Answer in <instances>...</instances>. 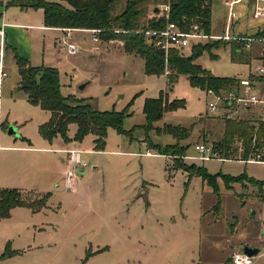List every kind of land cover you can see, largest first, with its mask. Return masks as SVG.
Masks as SVG:
<instances>
[{
    "label": "rangeland",
    "instance_id": "obj_1",
    "mask_svg": "<svg viewBox=\"0 0 264 264\" xmlns=\"http://www.w3.org/2000/svg\"><path fill=\"white\" fill-rule=\"evenodd\" d=\"M4 1L0 0V8ZM44 1L66 5L60 0ZM163 3L149 0L147 11ZM249 3L233 4L231 34H252L264 25V2L258 19L252 16ZM230 10L229 0L211 1L214 36L226 29ZM42 17L41 9L20 12L14 6L6 14L13 24L5 29L9 48L4 57L1 121L15 133L0 130V188L29 184L39 168H48L59 155L45 150L38 127L48 120L49 111L28 101L15 52L32 65L56 67L64 97L84 99L100 111H121L132 100L131 113L122 122L123 129L131 132L108 128L103 150H93L92 134L73 143L71 147L83 151L81 157L87 163L79 193L53 184L49 208L32 214L15 207L9 217L0 218V264H223L225 258L227 264L242 242L259 247L255 262L264 264V236L259 231L264 222V185L249 181L264 182V164L242 162L250 152L245 156L243 150L237 151L241 140L233 142L227 157L217 151L216 157L202 160L194 148L198 141L212 145L223 136L226 119L208 111L207 88L191 85L185 74L173 82L165 74H145L141 57L125 53L117 42L94 41L87 32H74L80 51L67 54L56 41L57 31L36 27L43 24ZM194 41L198 45L208 40ZM190 47L182 49L184 55L192 52ZM194 62L213 76L226 78L255 74L264 63L253 47L241 46L233 54L231 42L203 49ZM160 91L185 101L184 107L165 113L154 127L172 124L189 129L188 137L179 142L187 146L186 157L158 154L145 144L142 106L145 98L157 97ZM68 129L72 135L76 125ZM155 129L148 132L153 143L175 142L170 134H158ZM57 136L53 147L64 145ZM147 149L155 154H145ZM182 162L219 174L216 189L192 174L196 169L179 168ZM224 175L244 177L228 182ZM233 244L239 246L231 249Z\"/></svg>",
    "mask_w": 264,
    "mask_h": 264
},
{
    "label": "trees",
    "instance_id": "obj_2",
    "mask_svg": "<svg viewBox=\"0 0 264 264\" xmlns=\"http://www.w3.org/2000/svg\"><path fill=\"white\" fill-rule=\"evenodd\" d=\"M66 3L49 2L44 0H10L6 5H15L23 8L38 9L43 11V25L57 28H79L94 30L99 40H120L122 49L127 54L139 56L143 59L145 74L160 75L164 73L165 60L170 74L166 79L169 82L176 80L180 74L187 75L191 85L215 90L226 89L237 78L215 77L194 60L203 49L218 47L229 41L222 38L208 40L204 44L193 45L189 55H183L177 50H170L164 54L156 45L152 33L162 31L168 21L175 23L182 31H189L194 25L208 33L210 31L211 1L212 0H169V11L166 15L155 7L148 12L146 4L149 0H60ZM255 36L264 37V30L257 31ZM232 41V40H231ZM240 43V45H238ZM242 46L241 41L233 39L231 48L233 54ZM264 58V56H261ZM18 73L23 89L27 91V99L33 105L49 111V118L38 127L40 136L51 141L59 135L65 142L70 141L67 132L70 124L76 125L73 140L81 141L88 134L94 135V150H103L107 129L113 128L116 132L130 134L122 127L123 119L129 115L132 103L129 102L121 111L94 109L84 99L74 96L64 97L60 93L58 71L50 66H33L28 59L14 53ZM185 105L183 99L168 100L163 91L154 98H145L142 112L145 115L143 129L146 134L154 129V122L162 119L165 113L175 111ZM222 138L213 143L212 149L224 154L226 157L231 152L235 140H241L244 146V155L251 152L252 134L254 125L250 119L225 118ZM4 129L8 125L2 124ZM132 130V129H131ZM158 134L168 133L175 138V143L160 145L154 144L149 136L145 141L149 148L160 154H172L178 157L185 156L187 146L179 145V141L188 137L189 129L179 126L164 124L156 127ZM256 134V145H264V121H259ZM193 164H180L183 170H195L192 174L199 175L206 180L208 185L216 189V176L210 174L204 167ZM240 176H223L224 181L241 180ZM255 184L264 185L263 181L250 179ZM49 193L35 194L31 191H21L16 188H0V218L9 217L10 211L15 207H27L37 212L46 206Z\"/></svg>",
    "mask_w": 264,
    "mask_h": 264
},
{
    "label": "built area",
    "instance_id": "obj_3",
    "mask_svg": "<svg viewBox=\"0 0 264 264\" xmlns=\"http://www.w3.org/2000/svg\"><path fill=\"white\" fill-rule=\"evenodd\" d=\"M243 0H230V14L228 21L233 17L232 6L236 2ZM253 4L252 16L254 18L260 17V8L264 0H248ZM169 11V0L166 1L164 12L167 15ZM64 34L59 40L60 48L67 54H76L80 51V46L72 38V30L70 28H63ZM155 38V45L164 52L165 55L171 49L182 50L185 47L192 46L196 39H234L241 41L242 45L246 48H251L253 44H264V37L249 35L230 37L212 36L204 32L198 25H194L189 31H182L178 26L168 21L165 28L158 32H148ZM96 37H94L95 39ZM197 42V41H196ZM4 53H5V40L3 29L0 30V130L2 128L1 121V92L4 78L6 77L4 67ZM168 71H166V74ZM264 82V63L257 68L255 74L247 77L237 78L226 89H207V95L210 97L208 102V111L212 114H220L224 118L239 116L240 111H251V117L254 120V132L252 134V146L249 157L245 162L264 164V145H256V134L259 127V120L264 121V90L258 86V82ZM198 153V158L207 160L214 158L217 151L212 149V146L206 142H198L194 146ZM66 153V169L63 174V187L67 191H71L79 177V167H85L86 161L81 158L82 151L74 147H66L63 149ZM227 264H256L255 257L247 255L243 250L235 252L231 256L230 262Z\"/></svg>",
    "mask_w": 264,
    "mask_h": 264
},
{
    "label": "crops",
    "instance_id": "obj_4",
    "mask_svg": "<svg viewBox=\"0 0 264 264\" xmlns=\"http://www.w3.org/2000/svg\"><path fill=\"white\" fill-rule=\"evenodd\" d=\"M10 0H6V1H4V2H1V8H0V30L1 29H3V32H4V40H5V53H6V50H8V48H9V44L6 42V37H5V29L7 28V27H9L8 25H12L13 23H11V22H8L6 19V14H7V11H8V9L11 7V6H14V7H17V8H19V10H20V12L21 11H23V10H25V12H30L31 10H32V8H23V7H19V6H15V5H6V3L7 2H9ZM166 1L167 0H164V3H163V7H161V5L159 6V5H157L155 8H157V9H160V11H164V7H165V5H166ZM230 1V0H229ZM241 2V1H240ZM237 3H239V2H236V3H234V4H237ZM250 5H251V8H252V10H253V4H251V3H249ZM263 4V3H262ZM154 8V9H155ZM38 9H41V8H38ZM42 10V9H41ZM233 10V9H232ZM42 14H43V11H42ZM43 18V17H42ZM259 18H261V17H259ZM232 19H233V17H232ZM232 19H231V23H232ZM256 19H258V18H256ZM43 22V21H42ZM229 21H228V23H227V26H226V29L224 30V32L223 33H221L220 35H218V36H224V35H229L230 37H237V36H249V35H255L256 33H257V31H261V30H264V25H262V26H259L256 30H255V32L254 33H252V34H242V33H238V34H235V33H233V34H231V24ZM228 24L230 25L229 26V28L227 29V27H228ZM36 27H39V28H41V29H50V30H54V31H57L58 33H59V35H57V38H56V41L58 40H60V38L62 37V35L64 34V31L62 30L63 28H57V27H46V26H44L43 24H41V25H39V26H36ZM71 30H72V38L74 39L75 38V36H74V32H79V33H82V34H84V32H87V33H90V34H92V37L94 38V37H96L95 39H94V41H100V42H103V43H107L108 45H110V44H112V43H114V42H117V43H119V46H121V48H122V42L120 41V40H109V41H102V40H99L98 39V36H97V32L96 31H94V30H88V29H79V28H70ZM207 34H209V35H212V36H214L212 33H211V30L207 33ZM216 37H217V35H215ZM207 40H212V39H207ZM213 40H216V39H213ZM223 40H225V41H229V42H232L233 41V39H223ZM232 40V41H231ZM56 41H55V43H56ZM235 41V40H234ZM240 44V43H239ZM242 44V43H241ZM79 45V44H78ZM243 46V45H242ZM253 47V49L255 50V53H256V56H257V58H259L261 61H263L264 62V58H262L261 56H264V44H255L254 46H252ZM15 48V47H14ZM191 48V47H190ZM172 50V49H171ZM173 50H177V49H173ZM177 51H179L181 54H183L184 55V53H183V51L182 50H177ZM239 51V49H237V52ZM5 53H4V57H5ZM29 61V60H28ZM32 65V64H31ZM33 66H39V65H33ZM56 68V67H55ZM166 71H168V73L166 74ZM171 73V71L169 70V68H168V65H167V60H165V69H164V73L163 74H165L166 75V77H167V75L168 74H170ZM251 74H249L248 76H250ZM244 77H247V76H244ZM73 78H75V75H74V77ZM84 86V85H83ZM257 86L261 89V90H264V82L262 81V82H258L257 83ZM207 89H211V88H207ZM215 90V89H214ZM164 94H166L167 95V97H168V94H167V92H164ZM168 100H171L169 97H168ZM50 115V114H49ZM252 115H251V111H249V110H242V111H240V113H239V116H233V117H230L231 119H240V118H242V119H250V120H252L251 121V124H253L254 125V120H253V117H251ZM225 120H223V122H224ZM259 121H261V120H259ZM172 125V124H171ZM180 126V125H179ZM154 128H156V127H154ZM69 130V129H68ZM76 130V129H75ZM74 133L75 132H73V134L72 135H68L67 134V136H68V138L69 139H71L70 141H68V142H65L61 137H60V139L64 142L63 144L64 145H62V146H60V145H58V146H56V147H53V145H54V141L58 138V136H56V137H54V139L52 140V141H50V142H48L47 140H45V139H43L42 137V140H43V142H45V144H46V148H45V150H54L53 152H56V153H58L59 155H57V157L55 156V160H52L50 163H49V167L48 168H46V169H42V168H39L38 170H37V174H38V176H37V178L36 179H33V181L32 182H30L29 184H21L22 186L20 187V188H16V189H19V190H21V191H24V192H26V191H31L32 193H35V194H39V195H41V194H44V193H49V197L51 196V194H54L55 193V191L52 189V190H50V187H51V185H53L54 184V187H59V185L60 184H62L63 185V174H64V171H65V169H66V162H65V160H66V153L63 151V149H65L66 147H71V146H73L74 144V142H77V141H74V140H72V137H73V135H74ZM157 133V132H156ZM145 134H146V132H145ZM89 135V134H88ZM88 135H86V136H88ZM94 136V135H93ZM146 136H148V134L146 135ZM85 137V136H84ZM146 138V137H145ZM150 138V137H149ZM84 139V138H83ZM83 139L81 140V141H83ZM92 139H94V137H92ZM145 141V140H144ZM176 141V140H175ZM146 142V141H145ZM180 142V141H179ZM198 142H201V141H198ZM175 143V142H174ZM206 143H208V142H206ZM146 144V146L147 147H149V145L147 144V142L145 143ZM154 144H160V143H154ZM170 144H173V143H170ZM180 144V143H179ZM209 144V143H208ZM160 145H163V144H160ZM164 145H167V144H164ZM181 146H183V145H181ZM105 147V146H104ZM231 148H233V146L231 147ZM149 149H151V148H149ZM149 149H147L146 150V152H145V154H147V155H152V154H155L154 152H156V150H154V152L152 153ZM94 150V149H93ZM241 150H243V152H244V146H243V144H242V146H238V149H237V151L238 152H241ZM97 151V150H96ZM83 152V151H82ZM158 153V152H157ZM158 154H160V153H158ZM81 155H82V153H81ZM164 155H166V154H164ZM183 157H186V155L185 156H183ZM82 158V157H81ZM241 161V160H240ZM185 162V161H184ZM242 162H244V161H242ZM186 163V162H185ZM244 163H246V162H244ZM84 168L83 167H79L78 168V170H79V177H78V179H77V181H76V183H75V185H74V187H73V189L70 191L71 192V194H78L79 193V186H80V184H81V180H82V178H83V173H84V170H83ZM45 171V172H44ZM193 177H196V176H192L190 179H192ZM189 179V180H190ZM5 188H7V187H5ZM49 197H48V199H49ZM48 201V200H47ZM50 206H48L47 205V203H46V206L45 207H43L41 210H39V211H37V212H40V211H42V210H44V209H46V208H49ZM24 208H27V207H24ZM14 209V208H13ZM27 209H29V208H27ZM30 210V209H29ZM30 212L32 213V214H35V213H37V212H33V211H31L30 210ZM250 220H252L253 221V219H254V216L252 217H250L249 218ZM251 222V221H250ZM264 223V222H263ZM263 223H261L260 224V230L259 231H261V236L263 237L264 236V229H263V227H262V224ZM35 228L37 229V227L35 226ZM41 228H38L37 230H40ZM260 236V237H261ZM259 237V238H260ZM263 239V238H262ZM247 243H240L239 245H240V247H241V249L243 250V245H246ZM236 245H238V244H233V246H231L230 248L231 249H233V247H235ZM238 245V246H239ZM249 245V244H248ZM237 247V246H236ZM255 247V246H254ZM240 249V250H241ZM259 253H260V251L258 252V254L256 255V256H254V257H257L258 255H259ZM256 260V259H255ZM226 261V258H225V260H224V262ZM224 262H223V264H224Z\"/></svg>",
    "mask_w": 264,
    "mask_h": 264
},
{
    "label": "water",
    "instance_id": "obj_5",
    "mask_svg": "<svg viewBox=\"0 0 264 264\" xmlns=\"http://www.w3.org/2000/svg\"><path fill=\"white\" fill-rule=\"evenodd\" d=\"M155 10H157V8H155ZM22 86H24V85H22ZM81 87H83V85ZM6 130H7V134H9V135L15 133V130L11 125L10 126L8 125ZM243 251L249 256H256L258 254V252L260 251V248L254 247V246L243 245Z\"/></svg>",
    "mask_w": 264,
    "mask_h": 264
}]
</instances>
